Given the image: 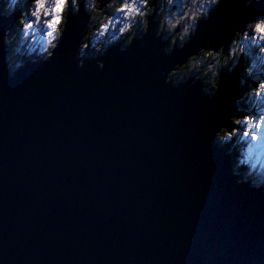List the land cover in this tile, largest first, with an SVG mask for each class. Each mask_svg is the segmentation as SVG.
Returning <instances> with one entry per match:
<instances>
[{
  "label": "water",
  "instance_id": "1",
  "mask_svg": "<svg viewBox=\"0 0 264 264\" xmlns=\"http://www.w3.org/2000/svg\"><path fill=\"white\" fill-rule=\"evenodd\" d=\"M157 2L138 39L73 65L85 15L65 18L47 59L5 65L17 15L0 6V264H264V193L216 140L237 71L211 99L164 76L227 47L242 0H220L165 54Z\"/></svg>",
  "mask_w": 264,
  "mask_h": 264
},
{
  "label": "rangeland",
  "instance_id": "2",
  "mask_svg": "<svg viewBox=\"0 0 264 264\" xmlns=\"http://www.w3.org/2000/svg\"><path fill=\"white\" fill-rule=\"evenodd\" d=\"M99 1L102 2L101 0ZM99 1L86 0V3L95 4V8L80 9L85 15L87 31L80 45L77 47L74 56L78 63L104 56L105 51L112 46L124 48L126 45V39L124 38L126 36H128V41L130 42L133 41L135 36L136 38L140 37V31L144 32V29L142 30L141 28H143L142 24L146 15L129 21L120 17V14L115 12L117 7L112 6L114 4L119 5L120 0H106L105 5L101 8H99ZM112 2L114 3L111 5ZM157 3V12L159 11L160 17H158L157 27L155 26L153 29L154 35L152 37L157 42H160L158 41L157 34L163 35L161 36L162 40L169 38V45L167 44L166 47L165 45H161L162 52L165 53L172 43H177L178 46H181L182 42L186 39V34L189 35L194 30L195 22L198 19L200 20L202 16L205 17L211 9L206 0H172L171 3L168 0H162V2L158 0ZM1 7L9 15H17L13 20V26L9 31V35L2 37L6 44L5 65L33 62L35 59H47L51 54L50 51L53 48L55 40L62 31V24L60 25L61 30L56 31L52 37H48L44 35L42 25L26 30L21 23V20L31 19L29 14L34 8V0H2ZM18 9L20 11L17 12ZM112 16L125 21L123 26H121L123 22L119 25V27L124 28V32H120L111 26L107 31L102 32V25L108 24ZM25 31H27V35L23 34ZM248 31L250 29L247 28L245 21L241 29L231 37L227 47H218V51L211 50V48L200 50L197 55L189 57L187 60L189 62L185 67L178 68L177 70H168L164 75L165 79L179 82L187 78L191 82L193 81V84L198 82L200 86L199 93L204 96H210L215 89L214 81L219 76V73L237 71V77L239 76L243 79L239 83L236 78V81L233 83L237 101L235 102L231 121L233 119H243L253 112L259 113L264 109V106L261 105L256 108V105L261 101L262 97L259 98L253 93L258 90L264 92V90L251 87L258 82L264 83V75L259 74L258 70L260 68L264 69V49H257L259 41L256 44L244 41L242 33ZM164 34H168L169 36ZM121 41H124V46L121 45ZM241 48L244 49L243 52L240 51ZM245 48L248 49L245 50ZM209 52L213 53V56H208L207 53ZM252 58L254 59L253 63L256 64L255 67L258 69H255L254 73H249L245 69V65L249 63L253 68ZM192 64L194 66H191ZM97 67L100 68L101 66H95L96 70H98ZM242 90L244 91L241 92ZM262 101L264 103V98ZM233 128H237V131L233 133L235 138L229 139L224 137L222 140V130H232ZM222 130L217 134L216 140L224 145L222 147L224 151L230 153L234 172H246L251 183L255 186H260L264 193V140L252 141L249 138H241L238 126L232 124ZM229 142H232V146L230 147L229 145L226 146ZM242 168H245V171Z\"/></svg>",
  "mask_w": 264,
  "mask_h": 264
},
{
  "label": "snow or ice",
  "instance_id": "3",
  "mask_svg": "<svg viewBox=\"0 0 264 264\" xmlns=\"http://www.w3.org/2000/svg\"><path fill=\"white\" fill-rule=\"evenodd\" d=\"M85 4L86 0H34V8L29 14L31 19L21 20V23L26 30L42 25L44 35L52 37L56 31L61 30L60 25L65 22V18L69 19L71 17L74 20L78 13L77 9L84 8ZM91 7L94 9L95 4H92ZM147 8L148 0H120L115 12L119 13L120 17L130 21L146 15L145 9ZM214 11H219V9H214ZM120 23V19L112 16L108 24L102 25V32L107 31L110 26L124 32V28L119 27ZM145 23L147 22L145 21ZM246 26L250 31L242 33L244 41L251 44H256L259 41L257 49H264V18L257 19L254 24ZM23 34L27 35L28 33L25 31ZM53 47H55V44H53ZM240 51L243 52L244 49L241 48ZM207 55L211 57L213 53L209 52ZM253 87L264 90V83L258 82ZM253 94L264 98V92L262 91L258 90ZM231 124L238 126L241 138H249L252 141L264 140V109L259 113L253 112L243 119H233ZM235 131H237V128L225 130L221 139L223 140L224 137L235 138L233 135ZM217 143L218 146L224 147L220 141H217Z\"/></svg>",
  "mask_w": 264,
  "mask_h": 264
},
{
  "label": "clouds",
  "instance_id": "4",
  "mask_svg": "<svg viewBox=\"0 0 264 264\" xmlns=\"http://www.w3.org/2000/svg\"><path fill=\"white\" fill-rule=\"evenodd\" d=\"M168 2L171 3L172 0H168ZM206 3H208L209 8H212L214 5L219 4L220 0H206ZM242 4V11L245 13L246 25L254 24L257 19L264 18V6H260L259 0H242ZM91 6L92 4L86 3L84 9H90L92 8ZM249 9L251 11H246ZM77 11L79 12L80 9L78 8ZM244 179L247 178L245 177Z\"/></svg>",
  "mask_w": 264,
  "mask_h": 264
},
{
  "label": "trees",
  "instance_id": "5",
  "mask_svg": "<svg viewBox=\"0 0 264 264\" xmlns=\"http://www.w3.org/2000/svg\"><path fill=\"white\" fill-rule=\"evenodd\" d=\"M148 1H149V0H148ZM161 2H162V0H161ZM159 3H160V1H159ZM162 4H163V3H162ZM163 6H164V5H163ZM149 12H150V9L147 8V9H146V13L148 14ZM199 16H201V15H199ZM206 16H207V14L205 15V17H206ZM205 17L202 16V18H200V20H202V19L205 18ZM200 20L198 19L195 23H197V22L200 21ZM161 25H162V22H161ZM161 25L159 24V26H161ZM142 26H143V24H142ZM141 29L143 30V28H141ZM141 29H140V30H141ZM159 29H161V28H159ZM140 30H139V31H140ZM141 33H142V31H140L139 35H140ZM162 33H164V32H162ZM164 35H166V34H164ZM236 35H237V34H236ZM236 35H235V36H236ZM120 36H121V35H120ZM162 36H163V35H162ZM124 39H126V40H125V42H126L125 44H126V45L124 46V41H123V42L121 41V45L124 46V47H126L127 44H128V42H129V41H128V37H127V38L125 37ZM217 51H218V50H217ZM188 62H189V61H188ZM188 62H187V63H188ZM187 63H186V64H187ZM186 64H184V65L181 66L180 68L185 67ZM191 66H194V64H192ZM216 82H217V81L215 80V81H214V86H215ZM249 82H250V81H249ZM251 88H254V87H251ZM259 98H260V97H259ZM262 100H263V98L261 99V101L258 102V104L256 105V108L259 107V106H261V105L264 106V103H263ZM254 106H255V105H254ZM251 107H253V106L251 105ZM229 124H231V120H230V123H229ZM224 131H225V130H222V132H224ZM228 145H229V147L232 146V142H229V143L226 144V146H228ZM242 170L245 171V168H242ZM239 173H241L243 176H247V175H248L246 172H243V171H241V172H239Z\"/></svg>",
  "mask_w": 264,
  "mask_h": 264
},
{
  "label": "bare ground",
  "instance_id": "6",
  "mask_svg": "<svg viewBox=\"0 0 264 264\" xmlns=\"http://www.w3.org/2000/svg\"><path fill=\"white\" fill-rule=\"evenodd\" d=\"M78 15H83V16H84L83 13H79ZM203 19H204V18H203ZM203 19H202V20H203ZM200 21H201V20H200ZM198 22H199V21H198ZM198 22H197V23H198ZM197 23H196V24H197ZM196 24H195V27H196ZM62 25H63V23H62ZM156 27H157V26H156ZM195 27H194V29H195ZM193 31H194V30H193ZM193 31H192V32H193ZM174 32H175V30H174ZM192 32H191V33H192ZM143 33H144V32H142L140 35L142 36ZM191 33H190V34H191ZM190 34H189V35H190ZM189 35L186 34V36H185L186 39L188 38ZM232 37H233V36H232ZM158 38H159V40H160L161 36H160V37L158 36ZM135 39H138V38H135ZM135 39H134V40H135ZM161 40H162V39H161ZM162 41H168V39H165V40L163 39ZM116 42H117V41H116ZM229 42H230V41H229ZM183 43H184V42H182V44H183ZM164 45H166V44H164ZM57 47H58V45H57ZM59 48H60V46L58 47V49H59ZM209 48H210V47H209ZM76 49H77V48H76ZM171 49H172V48H171ZM201 50H202V49H201ZM211 50H212V49H211ZM216 50H217V49H216ZM76 51H77V50H76ZM214 51H215V50H214ZM163 54H165V52H164ZM34 59H35V58H34ZM74 60H75V61L72 62V65L78 63V61H77L76 58H74ZM173 68L176 69L175 67H172L171 70H173ZM189 81H190V83H191V80H189ZM195 84L198 85V87H200L198 82L195 83ZM233 91H234V94H235V88H234V85H233ZM202 93H203V92H202ZM201 95H202L201 98H203V99H206V98H207V99H211L212 96H213V94L210 95V96H204L203 94H201ZM236 101H237V99H236ZM234 102H235V101H234ZM230 120H231V119L228 120V124L230 123ZM229 125H230V124H229ZM218 133H219V132H218ZM218 133H217V134H218ZM248 189H250V188L248 187Z\"/></svg>",
  "mask_w": 264,
  "mask_h": 264
},
{
  "label": "flooded vegetation",
  "instance_id": "7",
  "mask_svg": "<svg viewBox=\"0 0 264 264\" xmlns=\"http://www.w3.org/2000/svg\"><path fill=\"white\" fill-rule=\"evenodd\" d=\"M113 3H114V2H112L111 5H112ZM156 16L159 17V11L156 13ZM251 62H253V58H252ZM235 65H236V64H235ZM245 69L248 70L249 73H254L256 67H253V68H252V67L250 66V64L248 63L247 65H245ZM262 71L264 72V69H263V70H262V69H261V70L259 69V74L263 75ZM242 79H243L242 77H239V76L237 77V81H238L239 83L242 81ZM243 91H244V90H242L241 92H243Z\"/></svg>",
  "mask_w": 264,
  "mask_h": 264
}]
</instances>
